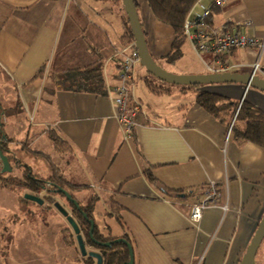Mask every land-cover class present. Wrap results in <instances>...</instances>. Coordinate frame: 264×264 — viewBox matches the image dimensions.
<instances>
[{
	"label": "crops",
	"instance_id": "obj_1",
	"mask_svg": "<svg viewBox=\"0 0 264 264\" xmlns=\"http://www.w3.org/2000/svg\"><path fill=\"white\" fill-rule=\"evenodd\" d=\"M135 1L147 21L149 52L162 60L171 50L173 33L153 18L145 0ZM198 2L210 7L208 26H237L264 41V0H223L214 4L215 11L213 0H198L193 5L197 13ZM123 14L122 5L109 0H0V79L14 86L18 104L36 122L32 141L54 130L67 143L70 151L55 153L69 154L81 185L94 190L93 213L99 198L108 205L106 215L116 232L100 224L99 232L127 236L133 264H238L264 214V148L233 140L231 126L195 99L159 114L150 104L147 111L135 97L136 68L129 89L140 111L128 138L113 102ZM245 20L252 26H241ZM116 24L117 35L112 31ZM239 50L251 62L257 57L256 48ZM95 65L101 69V92L67 89L65 72ZM38 70L42 74L34 78ZM199 90L246 100L264 112V95L241 86ZM210 183L217 205L193 224L189 207Z\"/></svg>",
	"mask_w": 264,
	"mask_h": 264
},
{
	"label": "rangeland",
	"instance_id": "obj_2",
	"mask_svg": "<svg viewBox=\"0 0 264 264\" xmlns=\"http://www.w3.org/2000/svg\"><path fill=\"white\" fill-rule=\"evenodd\" d=\"M92 1V0H91ZM197 8H194V12ZM138 14L142 29L147 31V21L145 20L141 8L138 7ZM113 33L117 35L119 29L117 24L113 27ZM181 57L173 63H165L160 59H154L164 70L175 75L204 74L206 68L203 65L212 63V56L207 53H195L190 47L188 40L181 47ZM236 54V55H235ZM233 56L226 57L227 63L248 65L251 59L238 50ZM254 61V59H253ZM134 93L138 101H141L147 111L149 105L156 113H160L164 108H175L178 103L194 100L200 92L199 88L216 86L219 84L197 85L184 92L180 85H172L155 79L147 73L145 68L138 64L136 67ZM238 73H248L249 69L244 67L235 68ZM145 78L155 86L152 89L161 91V88L169 90L168 93H157L152 91L145 82ZM225 85H238L245 91L247 88L238 83H224ZM157 87V88H156ZM159 87V88H158ZM161 87V88H160ZM251 92L263 94L254 88H248ZM247 89V90H248ZM246 90V91H247ZM246 93V92H245ZM234 101V100H233ZM160 116V115H159ZM33 118L28 116L24 109L18 104L17 92L14 86L0 79V127L4 134L10 138L7 149H12L15 160L19 161L22 167H16L14 160H10L11 171L2 173L0 178L19 179L22 176L24 167H29L31 172L42 179L50 174L51 165L54 163L59 168L67 182L79 186L71 189L66 187L69 195L74 196L81 206H85L88 201L95 196L93 189H87L81 185V175L78 168L70 160V155L65 154L58 157L51 143L44 135L37 136L32 141V136L36 134ZM169 119V118H167ZM33 123V124H32ZM42 129H45L41 126ZM7 145V143H6ZM44 152L49 158L43 156H32L28 150ZM53 158V159H51ZM60 158V159H59ZM58 159V160H56ZM3 182V181H2ZM0 180V184H2ZM25 192L20 187L8 183L6 187L0 185V264H95V260L89 256L82 257L78 251V246L74 232L66 219L44 198L42 204L34 203L24 198ZM42 197L44 191L40 193ZM58 202L70 215L72 206L70 200L64 194H55ZM74 200V199H73ZM90 202V201H89ZM74 205V204H73ZM87 206V205H86ZM108 205L103 198H99L95 206L94 220L97 225L111 227L115 234L116 229L113 219L106 215ZM106 233H104L105 235ZM85 244L87 251H100V247ZM256 264H264V238L255 254Z\"/></svg>",
	"mask_w": 264,
	"mask_h": 264
},
{
	"label": "trees",
	"instance_id": "obj_3",
	"mask_svg": "<svg viewBox=\"0 0 264 264\" xmlns=\"http://www.w3.org/2000/svg\"><path fill=\"white\" fill-rule=\"evenodd\" d=\"M101 1V0H98ZM114 3H120V0H109ZM134 4L137 8L138 5L135 0ZM146 4L150 10L153 18L159 23L169 27L173 33V41L171 44L170 52L163 57V60L167 63H175L181 55V47L185 43V35L183 32V23L184 20L193 7V5L198 0H145ZM212 11L216 10V6L211 4ZM212 14L209 15L206 19V24L211 25ZM142 26V25H141ZM144 32V31H143ZM145 35V34H144ZM121 46L133 45V36L130 31L129 23L125 14H123V32L120 36ZM42 70H38L34 74V78L41 76ZM63 80L67 84V89L72 91H92V92H101V86L103 82L101 80V69L98 66H89L85 70H68L63 75ZM145 82L148 87L157 93H168L169 90L166 88H161V91L152 89L155 87L148 78H145ZM193 86H183L182 92L191 88ZM157 88V87H156ZM159 88V87H158ZM195 102L200 106L204 111H206L213 118L218 120L221 124L226 125L227 127L231 126V138L239 143H252L257 146L264 148V112L251 104L250 102L243 100L233 101L229 98L208 93L200 92L195 97ZM48 141L51 143L54 151L59 154H63L66 151H70L67 143L62 140V138L54 131L49 130L46 133ZM9 141L8 137L4 134L2 128L0 127V149L3 153H6V143ZM28 150V149H27ZM32 156H43L49 158L47 154L42 153L37 150H28ZM8 156V155H7ZM9 157V156H8ZM13 159V158H12ZM17 167H22L21 163L17 160ZM50 174L47 178H40L37 175H34L29 167H24L21 178L11 179V178H0L2 187H6L8 183L13 184L14 186L20 187L25 192L38 195L44 191L47 196L40 197L42 200L44 198L49 201L50 205L53 206V203L56 202L55 194L56 188L60 187L64 190H67L66 187L71 189L79 188V186L73 185L66 181L60 172L56 164L51 165ZM147 180L154 184L155 179L150 173H145ZM207 187H205L206 189ZM204 189V190H205ZM202 191V194L204 192ZM201 194V196H202ZM70 197L74 199L78 204V209L71 204L72 214L71 216L77 223L80 233L83 236L84 243L94 245L92 241L99 242H110L117 239V237L102 235L99 232V227L95 223L93 216V209L97 197L93 196L85 206H81L78 200L70 194ZM112 208V204H111ZM89 220L93 221V231L92 235H89L90 223ZM120 238L125 239L127 242V236H121ZM96 245V244H95ZM97 246V245H96ZM100 247V246H97ZM100 254L103 259L102 264H127L129 260L128 249L123 243H112L109 247H100ZM90 263V260L88 262Z\"/></svg>",
	"mask_w": 264,
	"mask_h": 264
},
{
	"label": "built area",
	"instance_id": "obj_4",
	"mask_svg": "<svg viewBox=\"0 0 264 264\" xmlns=\"http://www.w3.org/2000/svg\"><path fill=\"white\" fill-rule=\"evenodd\" d=\"M223 0H213L212 4H222ZM199 12H193V7L187 14L183 23V32L190 41L193 49L198 53H207L214 56V61L206 66L207 72L224 73L237 72L235 68H248L251 76L264 80V41L260 42L254 35H246L238 31L237 26H216L206 24L210 14V7L201 3L195 5ZM243 27H251V21L245 20L240 24ZM256 48L257 57L248 65L232 64L226 62L232 52L244 48ZM120 67L118 71V84L113 88L115 97L113 102L116 110V119L124 129L125 135L130 138L135 123V116L140 111L138 102H131L129 83L133 71L139 64L137 51L133 45L124 46L120 51ZM2 163L0 160V169ZM217 205V193L215 184H208L200 199L189 207L188 219L197 224L206 208Z\"/></svg>",
	"mask_w": 264,
	"mask_h": 264
},
{
	"label": "water",
	"instance_id": "obj_5",
	"mask_svg": "<svg viewBox=\"0 0 264 264\" xmlns=\"http://www.w3.org/2000/svg\"><path fill=\"white\" fill-rule=\"evenodd\" d=\"M123 7L124 14L127 17L130 31L133 36V44L137 51L139 64L145 68L148 74L153 76L155 79L180 86H197V85H210V84H224V83H238L244 85L247 89L254 88L264 93V80L259 79L256 76H251L249 73H238V72H224V73H204V74H187V75H175L164 70L151 56L146 38L141 26L137 8L133 0H120ZM242 101V100H241ZM10 154L11 150L7 149ZM0 160L2 163L1 172L8 173L11 171L9 157L3 153L0 149ZM56 192L64 194L70 200L71 203L78 209V204L73 200L69 193L63 188L57 187ZM24 198L34 203L42 204L43 200L38 196L31 193H25ZM53 207L66 219L70 227L72 228L78 251L82 257L89 256L95 260V264H102V256L99 252L87 251L84 243L82 234L80 233L79 227L73 217L58 203L54 202ZM90 230L89 235H92L93 221L89 220ZM264 238V214L257 225V229L254 232L245 252L240 258L238 264H256L255 254ZM97 242V241H95ZM123 243L129 254V260L127 264H133V252L129 242L125 239L117 238L114 241L99 243L102 246H109L111 243Z\"/></svg>",
	"mask_w": 264,
	"mask_h": 264
},
{
	"label": "flooded vegetation",
	"instance_id": "obj_6",
	"mask_svg": "<svg viewBox=\"0 0 264 264\" xmlns=\"http://www.w3.org/2000/svg\"><path fill=\"white\" fill-rule=\"evenodd\" d=\"M7 149V148H6ZM10 150H11V153L9 154L8 152H7V150H6V155H8L9 156V162H10V160H12V158H13V160H14V162H16L15 161V154H14V152H13V150L10 148ZM15 166L17 167V165L15 164ZM72 214V213H71ZM99 241H97V242H95L94 241V243L97 245V246H100V247H105V246H102V245H100L99 243H102V242H99ZM111 242V241H110ZM103 243H106V242H103ZM110 245H112V243L110 244ZM109 245V246H110ZM109 246H107V247H109ZM99 252V251H98ZM100 253V252H99ZM103 260V259H102ZM103 263V262H102Z\"/></svg>",
	"mask_w": 264,
	"mask_h": 264
}]
</instances>
